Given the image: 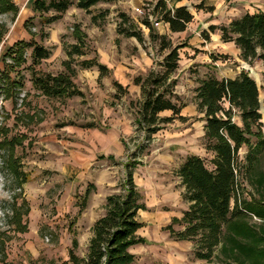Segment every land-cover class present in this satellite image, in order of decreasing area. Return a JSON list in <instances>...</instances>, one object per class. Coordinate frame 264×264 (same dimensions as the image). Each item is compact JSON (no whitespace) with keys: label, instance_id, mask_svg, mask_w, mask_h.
I'll list each match as a JSON object with an SVG mask.
<instances>
[{"label":"rangeland","instance_id":"obj_1","mask_svg":"<svg viewBox=\"0 0 264 264\" xmlns=\"http://www.w3.org/2000/svg\"><path fill=\"white\" fill-rule=\"evenodd\" d=\"M32 1L0 0V33H3L0 40V78L7 75L10 81H19L22 85L16 98L0 97V264H70L68 252L71 241L81 237L76 230L75 216L84 190L92 186V181L86 175L82 177L83 174L69 179L66 168L70 153L78 151L82 143L87 144L95 130L111 133V125L116 124L119 127L114 132L127 147L125 154L115 158L117 163L109 162L111 177L116 178L114 193L119 191L124 180L121 163L127 162L133 153H137L139 162L133 173L134 181L136 178L147 192L160 182L179 192L181 185L176 170L185 158L195 155L206 162L212 158L204 147V119L197 109L194 92L201 81L210 76L235 78L241 71L247 72L259 90L261 121L264 124V68L261 63L242 61L238 49L232 43H222L218 32L209 33V40L202 36L203 31L209 32L211 24L227 25L229 21L264 6L243 0H212L210 3L217 7H213L209 14L191 6L189 9L196 16L180 34L166 32L162 23L155 27L156 18H149L154 30L159 35H166L172 46H183L179 49L178 69L171 79L176 80L174 93L178 104L183 105L181 115L185 121L165 125L148 138L135 123L136 104L141 94L140 89L137 92L133 87L136 86L133 80L144 77L152 69L160 70L159 64L166 54L159 51L158 43L149 38L148 29L142 25L152 2H101L89 12L73 5L56 21L45 24L44 18L53 13L43 17L34 13ZM75 1L72 0L73 3ZM121 13L132 20L135 30L143 33V41L117 34ZM92 16H96V22L92 21ZM77 35L82 38L80 46L84 55L73 57L71 66L75 68V74L72 80L83 96L59 100L43 97L33 87L32 79L65 72L62 62L68 60L69 47L79 44ZM20 41H35L50 51V57L34 66L30 49H25V62L19 67L14 66L6 53ZM11 56L15 55L12 53ZM83 60L105 65L108 75L99 79L94 73L98 72L96 68L81 69L79 64ZM115 83L121 85L126 93L120 91ZM24 115L33 116V121L28 122ZM160 116L168 117L170 112ZM232 120L241 125L237 113ZM69 128L72 132L68 131ZM11 139H17L21 144H16L10 151L3 144ZM255 142L252 137L251 143ZM248 151L246 146L239 149L240 164L244 163ZM10 154L26 176L27 181L21 188L7 167ZM260 169L264 171V155ZM239 181L241 199L258 198L255 188L248 183V174L242 173ZM184 208L185 203L179 201L171 210L175 215H181ZM16 213L20 214L17 222L21 229L16 223ZM170 223L171 220L161 229L152 225L140 231L150 244L130 249L135 256L134 264H168V257H177V254L183 258L180 264H224L217 255L210 261L196 260L193 243L179 244L163 230ZM251 223L258 226L261 221L252 217ZM175 230L179 227L175 226ZM75 253L82 258L86 256L87 248H77ZM173 261L172 264H177Z\"/></svg>","mask_w":264,"mask_h":264},{"label":"trees","instance_id":"obj_2","mask_svg":"<svg viewBox=\"0 0 264 264\" xmlns=\"http://www.w3.org/2000/svg\"><path fill=\"white\" fill-rule=\"evenodd\" d=\"M113 1L116 0H76L75 3L72 0H33L31 7L34 13L42 17L53 13L43 20V23L50 24L73 5L89 12L98 3ZM189 1H199L195 8L205 9V0ZM212 10L213 7L206 9L209 12ZM150 17H155L157 22L166 26L170 34L185 32L193 21L186 7H169L164 0L152 4L150 12L142 19V25L149 31V38L158 43L159 51L166 53L159 64L160 70L152 69L144 77L133 80L141 94L136 104L135 123L137 129L142 130L148 138L161 131L165 125L185 121L181 115L183 105L178 104V97L174 93L176 80L171 79V75L178 69L179 49L183 46H172L166 35H159L149 21ZM118 18V35L143 41V33L135 30L132 20L126 14L121 13ZM91 19L93 22L97 20L96 16ZM208 31L202 32L205 40H209V33L218 32L222 43H232L238 49L242 61H258L264 68L263 10L245 13L227 25H211ZM77 39L79 44L69 47L68 60L62 62L65 72L32 79L35 90L45 98L59 100L83 96L72 80L75 74V68L71 66L73 57L84 55L80 46L82 38L77 35ZM25 49H30L34 66L50 57V51L35 41H20L6 53L13 60L14 66L19 67L25 62ZM12 53L15 56H11ZM79 65L81 69L96 68L99 79L109 73L107 67L97 61L83 60ZM115 86L126 93L121 85L115 83ZM21 87L19 81H10L4 75L0 78V97L4 95L6 99H14ZM194 92L197 109L204 119V147L212 158L206 162L204 158L190 155L177 168L176 176L184 189L182 199L188 207L180 219L173 218L164 230L175 241L193 243V256L196 260L210 261L217 255L224 264H264V171L260 169L264 155V124L261 121L258 87L247 72L241 71L235 78L218 79L210 76L201 81ZM164 112H170V116L161 117L160 114ZM236 113L241 125L232 120ZM24 116L28 122L33 121V116ZM252 137L256 139L255 143H251ZM16 144L21 142L11 139L3 145L11 151ZM242 146H246L249 151L244 163L240 164L238 152ZM10 155L7 167L18 188H21L27 181L26 176L19 170L18 162L12 159L13 155ZM136 157L137 153L131 154L123 164L124 180L119 191L105 199L103 214L92 226V237L84 258L76 255L78 244L75 239L72 240L68 252L70 264H134L135 256L130 249L146 242L137 234L142 227L137 214L145 210V206L140 202V193L133 179L134 170L139 165ZM242 173L248 174V183L255 188L257 199H241L239 176ZM93 189V186L87 188L80 204L81 210ZM252 217L260 220L261 224L253 225ZM15 219L21 229L17 222L20 221V214L16 213ZM175 226L179 230H175Z\"/></svg>","mask_w":264,"mask_h":264},{"label":"crops","instance_id":"obj_3","mask_svg":"<svg viewBox=\"0 0 264 264\" xmlns=\"http://www.w3.org/2000/svg\"><path fill=\"white\" fill-rule=\"evenodd\" d=\"M154 4L157 0H149ZM168 4L169 7H181L184 6L190 12L192 16H196L193 12L190 11L189 7L192 8L198 5L199 1H189V0H164ZM212 0H205L204 8L202 10H198L202 13H211L206 11L208 7H217L216 4L210 3ZM248 3L257 2L259 5L264 6V0H243ZM192 6V7H191ZM262 8V7H261ZM197 10V9H196ZM264 11V8L260 9ZM257 11V10H256ZM253 13V12H248ZM230 22V21H229ZM191 24V23H190ZM212 25V24H211ZM210 25V26H211ZM165 27V31H167V27ZM169 33V32H168ZM262 65V64H261ZM150 67V65L148 66ZM95 75H98V72H94ZM136 88V91L139 92V87L133 86ZM82 92L81 90H79ZM83 94V93H82ZM44 97V96H43ZM108 117V116H107ZM111 123H114L111 120ZM111 133H103L101 131L95 130L92 134V138L87 144L82 143L79 145L78 151H72L68 158V164L66 171H68V178H77L83 174L91 178V185L94 187L93 191H91L90 195L86 200L85 207L81 210L80 208L77 210L76 221V230L79 234V239L77 241V248L80 247L87 248L89 240L92 237V226L94 223L102 216L103 214V205L105 203V199L114 193V189L116 187V178L111 177V168L109 162L117 163L115 158L122 156L125 154L126 145L123 139L119 136V134L115 133V129L119 126L116 124L111 125ZM69 127V126H66ZM69 132H72L71 128L68 129ZM84 135V134H83ZM81 147V148H80ZM123 163H121L123 168ZM94 168L91 170V168ZM90 170V171H89ZM77 173V174H76ZM124 177V169H123ZM134 176V175H133ZM134 179V178H133ZM123 181V180H122ZM137 189L140 193V202L145 206V210H140L137 214L138 221L142 224V227L137 232L138 236L143 238L146 242L140 245H149V240L143 235V232H140L142 229L149 228L152 225L159 226L160 229L165 224H167L173 218L180 219L181 215H175L174 211L171 210L172 207L175 206L179 201L184 202L182 199V193L184 191L181 186L180 191L173 190V188L169 185L162 184L161 182L156 185L154 189H150L147 192L141 183L134 181ZM180 183V180H179ZM87 188L84 190L83 195L85 194ZM148 193V194H147ZM185 203L184 211L187 209L188 204ZM167 207V210H163L162 208ZM151 208L155 209L152 212ZM164 230V229H163ZM160 231V230H159ZM165 231V230H164ZM162 231L163 233H165ZM161 232V231H160ZM167 232V231H166ZM141 233V234H140ZM169 237V234H167ZM72 242V241H71ZM184 243L187 241H178L177 243ZM176 243V242H175ZM189 243V242H187ZM138 246V245H136ZM134 247V246H133ZM83 256L82 258H84ZM182 257L177 254V257H172L169 259L168 264L174 263L180 264L182 262ZM183 263V262H182ZM185 264V262H184Z\"/></svg>","mask_w":264,"mask_h":264},{"label":"built area","instance_id":"obj_4","mask_svg":"<svg viewBox=\"0 0 264 264\" xmlns=\"http://www.w3.org/2000/svg\"><path fill=\"white\" fill-rule=\"evenodd\" d=\"M137 12H139V10H137ZM159 24H161V22H157V21H155L154 26H155V27H158ZM254 218H255V217H254Z\"/></svg>","mask_w":264,"mask_h":264}]
</instances>
